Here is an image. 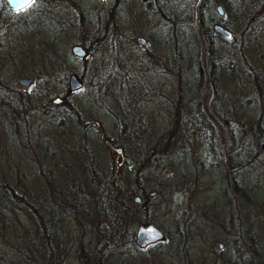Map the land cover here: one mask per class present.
Returning a JSON list of instances; mask_svg holds the SVG:
<instances>
[{
  "label": "rangeland",
  "instance_id": "obj_1",
  "mask_svg": "<svg viewBox=\"0 0 264 264\" xmlns=\"http://www.w3.org/2000/svg\"><path fill=\"white\" fill-rule=\"evenodd\" d=\"M141 1L115 0L112 5V0H102V7L107 9L112 5L114 12L112 25L102 24L107 36L112 31L114 36H117L116 32H120L124 39L117 46V57L114 47L103 41L83 60L72 55L69 47L77 43L73 42L74 39L85 38L87 33V37H93L95 33L101 32V26H95L97 0H82V16H88L89 25L83 21L80 27L77 25L80 21L76 16L77 11L69 0H35L19 9H11L5 0H0V11L3 13L0 19V80L5 85L26 91L39 85L41 77H34L39 69L38 64L45 62V50L48 46L54 50V46L47 40L48 32L36 20L37 17L47 16L53 20L55 31L56 26H62L57 39L55 34V54L59 53V49L64 52L60 56L63 60L61 67L54 66L55 81L50 86V92L58 94L67 90V74H79L82 71L83 85L79 89L70 90L68 99L78 109L81 117L94 118L103 126L107 136L114 137L121 135L118 134V121L131 119L125 116L117 103V62L125 67L130 76H133L134 68L141 72V77L143 72L147 73L143 76L149 85L151 81H155L153 88L141 92L143 89L136 81L133 86L124 90L127 103L137 105L134 115L137 117L138 113H143L147 116L149 129L147 133H143L145 138L142 139V147L155 144L165 128L175 125L172 113L176 104H180L182 116L186 118L185 125H191L189 129L193 133L186 144L182 145L190 161L187 163L188 168L184 163L174 166L167 161L153 168L158 183L161 181L162 186L170 185L172 189H176L162 190L157 195L149 194L153 197L152 214H158L156 218L161 222L160 228L163 231L168 229L172 234L163 243L149 245L138 253L129 250L126 254L130 259L124 264H264V206L254 204V200L264 201V149L259 155L251 157L243 172H238L246 182L257 181L255 186L258 188L254 193L250 192L252 199L249 202L244 194H238V187L225 183L222 157L225 150L227 152L230 148L238 147L243 126L251 136V126L258 120L264 132V33H251L249 38L244 33L241 42L244 39L249 42L240 45L235 40L221 45L214 43L211 47L205 45L201 54L205 52L215 62L219 58L221 67L216 89L210 84V91L206 96L201 88L191 92L183 83L192 87L198 76H202L205 82L211 72L210 62L203 60L201 55L197 58L191 46L183 44L182 50L188 56L187 62L182 64L181 73L175 75V69L167 64L160 44L154 45L149 35L152 30L158 32L154 25L159 24V21L152 23L145 16L141 11ZM165 1L169 6L170 0ZM234 1L235 4L232 5L236 8L218 16L236 32L240 27L251 24L252 9L257 0ZM24 19L27 26L32 25L31 29L24 26L22 30L16 24ZM94 28L96 32L93 31ZM136 35H142L146 39L144 45L134 41ZM159 54L163 61L157 59ZM226 58L227 61H223ZM196 64H199V69L196 68L195 71ZM19 76H29L30 83L18 84ZM247 94L252 97L251 102L243 103L247 107H242L241 102L233 103L230 110L233 115L225 113L227 122H219L223 129L218 136L219 110L226 104L231 105V98L236 95L238 100ZM43 97L35 99L32 108L6 105L0 101V177L2 172H9L7 181L14 186L15 191L25 194L37 206L40 203L36 199L40 198L43 202L49 190L66 191L71 193V197L77 196V192L88 196V192L93 189L90 187L91 183L94 184L100 174L105 175L110 169L107 149L100 139H94V130L89 129L92 136L84 139L82 132L76 130L70 113L59 102L46 104ZM204 101L207 111H204ZM191 105L196 107L195 111ZM135 140L138 141L136 138ZM41 146L46 152L53 151L56 154V161H48L50 172L44 165L46 160H40L37 156ZM129 152L134 153L131 150ZM196 158L203 159L204 163L216 161L219 166L216 165L211 172H196L194 170L200 165L195 162ZM145 167L151 169V164ZM184 167L186 171L181 172L180 169L184 170ZM43 176L46 177V182ZM167 176L172 177L171 184L167 183ZM143 184L149 187L148 181ZM224 187L237 191V194H231V190L226 191ZM167 198L172 201L170 209L159 213ZM224 202L227 204L224 205ZM194 206L199 210L196 221L203 218L207 219V224L217 222V235L199 233L198 228L190 227ZM44 217L49 219L48 214ZM227 217L230 231L229 225H222ZM81 218L83 219L56 212V264H122L118 262L116 251L104 256V253L99 254V250H90L91 246L86 244L90 239L87 233L90 226L86 224L81 228L79 222L87 220L86 217ZM96 220V217L92 218V221ZM79 242L85 247L81 254L77 250ZM41 248L37 226L29 214L0 199V264H42L44 255ZM98 257L100 260L97 263Z\"/></svg>",
  "mask_w": 264,
  "mask_h": 264
},
{
  "label": "trees",
  "instance_id": "obj_2",
  "mask_svg": "<svg viewBox=\"0 0 264 264\" xmlns=\"http://www.w3.org/2000/svg\"><path fill=\"white\" fill-rule=\"evenodd\" d=\"M112 1L113 5L115 0ZM69 2L77 11L76 16L80 20L77 22L78 27H80V24L83 21L89 25L88 16H82V0H69ZM169 3V6H167L165 0L141 1V11L144 12L145 16L148 17V19H151L152 23L159 21V24L154 25L158 32H153L152 30L151 34L149 35L152 38L154 45L160 44L167 64H169L171 67H174L175 69V75H179L181 73L182 64L184 65L187 62L188 56L182 50L183 44L185 46H191L193 52H196L194 54H197V58H199L201 55L203 60L210 62L209 70L211 72L207 75L205 82L203 81L202 76H198L195 78L196 80L192 87L185 84L186 82L183 83V85L187 87V90L193 92L194 90L201 88L207 96L210 91V86L216 89L215 84L219 81L218 76L219 73H221V67L219 58L218 62H215V60L210 56L207 57L205 52H202L201 54V50L205 48V45L211 47L214 43L221 45L224 42L233 40L231 37L224 38L215 32L212 28V23L217 21L226 28L230 29L227 24L221 21V16H218L215 5L220 4L222 6L223 13H227L232 10V8H236V6L233 7L232 5L235 4V1L170 0ZM111 6L107 9H104L102 7V0H97L95 8V26H101V32L95 33L93 37L90 35L87 37V33L85 38L74 39L73 42L82 44L89 53L96 50V48L99 47L103 41H106L114 47L115 57H117V46L123 41L122 39L124 38L121 36L120 32L115 33L117 36L119 35L118 37L114 36L113 31L111 34H108L109 36H107L105 31L106 29L102 26V24L112 25V17L114 16V12ZM2 15L3 13L0 11V19ZM82 17L84 20H82ZM36 20H39L42 23L44 30L48 32V42L51 43L50 45L54 46V50H52L50 46H48V48L45 50L46 60L40 65L38 64L39 69L34 74V77H41L39 80V85L36 88H31L29 91H26L24 89H17L15 87L5 85L0 80V101H3L6 105L9 104L19 106L21 108H32L34 107L35 99H39L41 96H44L43 98L48 105L56 104L52 102L53 96H60L61 101L58 104L62 105L70 113L74 120L76 130L82 132L83 138L86 139L92 136V131L89 130L92 128V130H94V139H100L105 145L109 155L110 169L105 175L100 174L94 184L91 183L90 187L91 189L93 187V189L88 192V196L82 192H77V196L71 197V193L66 191H47L46 186L43 185L44 189L47 191L45 194L46 196L43 198V202L40 198L36 199L40 203V207L37 206L33 200L29 199L25 194L17 193L14 186H12V184L7 181L10 177V173L2 172L0 177V199L3 200L5 204L8 203L23 209L29 214V217L34 220L37 226L39 241L42 244L41 249L44 255V261L42 264H56V239H54L56 237V228L54 224L56 221V212L58 211L62 212L63 214H70L76 219H83L81 217L87 218L86 221H80L79 224L81 228L86 224L90 226L87 232L90 239L87 238V240H89L86 244H89V247L91 246L90 250H92V252H97V249L99 248V254L104 253V256L108 252L110 253L115 251L118 255V247L120 242L123 240H128V229L129 227H132L137 221L150 219L158 227H160L161 222L158 220V218H156L158 214H152L153 208L151 207V200L153 197L149 195L148 188H151V190L154 191V195H157L162 190L175 191L176 189H172L170 185L162 186L161 181L158 183V181H156L158 180V177L153 174V168L160 166L166 161L170 165L174 164V166H179L184 163L187 167V163L190 161V158L187 157L186 150L182 145L186 144L187 140L193 136V133L189 129L191 125H185L186 118L182 116L181 105L176 104L172 113V120L173 123L175 121V125L173 124L172 126L165 128L162 136L155 144H151L143 148L142 139L145 138L143 133H147V130L149 129L148 121H146L147 116L145 117L143 113H138L137 117L134 115L137 105L136 103H133L132 105L127 103V100L124 98V96H126L124 95V90L130 88L131 85L133 86L137 81L140 85L139 87L143 89L140 90L142 92L144 89L153 88L155 81H151L150 85L147 84V79H145L143 76L147 73L143 72L141 77V72H137V68H134L133 76H130L127 74L125 67L117 62V69L115 71L116 91L119 92L117 95V103L120 104L121 110L125 113V116H128L131 119H129V121H118L120 124L118 134L121 135L114 137L107 136L104 132L103 126L100 125L94 118H84L80 116L78 109L75 108L68 99V93L70 90L67 89L58 94L55 92H50V86L55 81L54 73L56 69L54 66L61 67V62L63 60L60 58V56H63L64 52H61L59 49V53L55 54L56 41L55 25L53 20L47 16L37 17ZM20 23H22V25ZM20 23L16 24L20 26L22 30L25 27L26 29L32 28V25L27 26L26 19L22 20ZM96 28H94V32H96ZM61 31L62 26H56V39L58 33ZM211 49L212 48H210V50ZM158 56L159 57L157 59L163 61L161 55L159 54ZM85 58L86 56L82 57L81 59L84 60ZM223 61L226 62L227 58ZM197 62L198 60H196V63ZM196 68L199 69V64H196L195 71ZM256 75L258 74L256 73ZM78 76L82 81V84L79 87L81 88L83 85V80L81 77L82 71L79 72ZM184 78L187 77L185 76ZM205 103L206 101L203 102L204 111H207ZM233 103V99L231 98V105L226 104L224 108L221 107L222 109L218 112V136L221 135V131L223 129L222 123L226 124L227 122V119L224 117L225 113L230 112L231 115H233L232 111H230ZM0 106H2L1 103ZM191 107L193 108L192 110L195 111L196 107L192 105ZM220 117L224 118L220 119ZM220 121L222 122L221 124L219 123ZM242 129L243 131L241 134H239L238 147L240 149H238V147H234L230 148L227 152L225 150L222 153L224 165L223 172L225 173V183L229 182L232 184V186L238 187V194H244V197L249 202V200L252 199L250 198V192L254 193V191H256L255 189L258 188V186H255L257 181H255V183L246 182V179L243 177L236 180L235 177L232 176V172H243V168L250 161L251 157L261 153V151L264 149V132L261 130L258 120L253 122V126H251V136L248 135V131L244 126ZM120 136H123V138H120ZM135 138L138 139V141L135 140ZM42 146L40 147L41 149L39 151V155L37 156L40 158V160L45 159L47 161H45L44 165L47 167L46 170L50 172L48 161L53 159L56 161V154H54L53 151H50L49 153L46 152L45 148ZM130 150L134 153L130 154ZM234 157L236 159H232ZM196 160L197 161L195 162H199L200 164L197 166L198 169L194 170L196 172H211L212 170L214 171L216 165L219 166L216 161V163L212 161H207L208 163H204L203 159L201 160L200 158H196ZM148 164H151V169H145V166ZM186 167H184V170L180 169V171L185 172ZM43 177L45 178L44 182H46V177ZM166 178L167 183L171 184L173 180L172 177L167 176ZM144 181L149 182V187H146L143 184ZM41 183L42 182L40 181V185ZM229 187H224V190H231ZM230 193L237 194V191L232 189ZM135 195L139 197L138 201L134 200ZM171 203V199H164L162 206L163 210L159 213L167 212L170 209ZM223 204L226 205L227 203L224 202ZM254 204L262 207V205L264 206V201L258 202V200H254ZM198 212L199 210L194 206L193 215L190 220L192 224L190 227L198 228L199 233L203 232L210 236L217 235L215 230V228H218V224H216L217 222L213 221V224H207V219L203 218H200V221H196ZM47 214L49 219L46 220L44 215ZM94 217H96L98 220L92 221V218ZM222 225L225 227L229 225L230 231L229 217L223 220ZM212 226L214 227L215 233L212 230ZM174 231L175 230L173 229L172 232ZM164 232L166 238L172 234L168 229H164ZM80 242L77 244V250L81 254V251L85 247L84 245L82 246L83 243ZM232 263L233 262H231V264Z\"/></svg>",
  "mask_w": 264,
  "mask_h": 264
},
{
  "label": "water",
  "instance_id": "obj_3",
  "mask_svg": "<svg viewBox=\"0 0 264 264\" xmlns=\"http://www.w3.org/2000/svg\"><path fill=\"white\" fill-rule=\"evenodd\" d=\"M5 2L8 5V7H10L11 9H19L21 8L20 7L21 5L25 6L30 2V0H11V2H9V0H5ZM215 9L218 14H222V8L220 5L216 4ZM212 28L220 36L224 38L230 37L229 29L223 26L221 23L217 21L213 22ZM134 41L139 45H144L146 39L142 35H136L134 37ZM69 51L72 55L79 58L85 57L88 54L87 49L80 43L71 44L69 47ZM30 81L31 78L29 76H19L17 78V82L20 85H27L28 83H30ZM66 82H67L68 90H76L82 84L81 78L75 72H69L67 74ZM60 101H61L60 96L55 95L52 97V102L56 103ZM153 193H154L153 190L149 191V194H153ZM134 200L138 201L139 197L135 195ZM164 238H165L164 231L161 228H159L154 222H152L151 220H143L136 225L133 240L138 246H143L149 242L162 240Z\"/></svg>",
  "mask_w": 264,
  "mask_h": 264
},
{
  "label": "flooded vegetation",
  "instance_id": "obj_4",
  "mask_svg": "<svg viewBox=\"0 0 264 264\" xmlns=\"http://www.w3.org/2000/svg\"><path fill=\"white\" fill-rule=\"evenodd\" d=\"M218 5H220V4H218ZM256 7H258V8H256ZM221 8H222V6H221ZM252 12L253 13L251 14V16H252L251 24L244 25V26L240 27L238 29V31H236V32H234L233 30L229 29L230 37L233 40H235L238 45L243 44L244 42L245 43L249 42L247 39H244L245 41L241 42V39L244 38L243 37L244 33H246V38L251 37L250 36L251 33L252 34H254V33H264V0H257L256 3H255L254 9H252ZM222 14H223V9H222ZM222 14H218V15H222ZM247 33L249 34L248 36H247ZM55 34H56V31H55ZM263 75H264V73H263ZM237 98H238V95H236L233 98V102H235V101H237L238 103L241 102L242 103L241 106L244 105L246 107L248 105H245L243 103L251 102V99H252V97L249 94L244 95L243 98L236 100ZM244 106H242V107H244ZM232 176L235 177L236 180H238L241 177L238 174V172H232ZM144 220H146V219H144ZM141 221H143V220H141ZM141 221H137L134 224L133 227H129V229H128V232H129L128 233V240H123L122 242H120V245L118 247V262L119 263L124 264L126 261H128L130 259V258L127 257L128 254H126V252H128L129 250H132V251L138 253L140 250L145 249L149 245H158V244L163 243L166 240V235H165V238L162 239V240H156V241H153V242H149V243H147V244H145L143 246H138L134 242L133 237H134L135 227ZM97 250H99V248ZM99 257L96 260L97 262H99V260H100ZM89 264H92V263H89Z\"/></svg>",
  "mask_w": 264,
  "mask_h": 264
},
{
  "label": "snow or ice",
  "instance_id": "obj_5",
  "mask_svg": "<svg viewBox=\"0 0 264 264\" xmlns=\"http://www.w3.org/2000/svg\"><path fill=\"white\" fill-rule=\"evenodd\" d=\"M35 0H30V3H34ZM20 7H24V5H21Z\"/></svg>",
  "mask_w": 264,
  "mask_h": 264
},
{
  "label": "clouds",
  "instance_id": "obj_6",
  "mask_svg": "<svg viewBox=\"0 0 264 264\" xmlns=\"http://www.w3.org/2000/svg\"><path fill=\"white\" fill-rule=\"evenodd\" d=\"M9 2H11V0H9Z\"/></svg>",
  "mask_w": 264,
  "mask_h": 264
}]
</instances>
